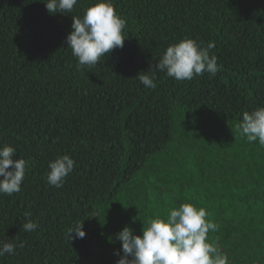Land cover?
<instances>
[{
  "label": "trees",
  "instance_id": "trees-1",
  "mask_svg": "<svg viewBox=\"0 0 264 264\" xmlns=\"http://www.w3.org/2000/svg\"><path fill=\"white\" fill-rule=\"evenodd\" d=\"M97 2L51 15L41 0H0V146L28 162L21 191L0 194V241L17 245L0 264H116L118 232L140 235L182 203L219 226L208 240L228 264H264V146L235 128L264 107V0H112L124 46L78 68L72 16ZM185 38L214 44L216 75L157 72L144 87L137 75ZM61 155L75 167L55 188Z\"/></svg>",
  "mask_w": 264,
  "mask_h": 264
},
{
  "label": "clouds",
  "instance_id": "clouds-1",
  "mask_svg": "<svg viewBox=\"0 0 264 264\" xmlns=\"http://www.w3.org/2000/svg\"><path fill=\"white\" fill-rule=\"evenodd\" d=\"M49 14H71L78 0H41ZM71 31L66 37L67 47L77 59L78 68H91L105 58L115 48H123L126 21L115 10L112 0H98L87 8L83 16H72ZM214 44L203 47L197 40L185 38L169 45L158 56L151 75L140 72L137 79L146 88H155L157 72L178 81L192 80L207 72L215 76L219 70L217 57L210 54ZM236 131L248 142L258 141L264 146V107L251 112L245 111L242 121L235 125ZM17 153L11 145L0 146V194L11 196L21 191L27 169L23 158L13 159ZM75 161L69 155L58 156L48 165L47 182L55 188H62L65 179L74 170ZM27 222L22 225L25 232L35 231L39 225L33 221L31 213H25ZM205 208L192 203H182L172 208L164 218L149 219L142 233L136 235L134 229L125 226L116 234L121 249L116 264H228V256L208 240L209 231H218V225L207 219ZM83 238L86 232L83 222L70 228L68 235L73 239ZM23 247V243L18 245ZM17 245L0 241V257L15 255ZM122 252V255H121Z\"/></svg>",
  "mask_w": 264,
  "mask_h": 264
}]
</instances>
